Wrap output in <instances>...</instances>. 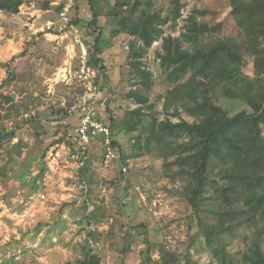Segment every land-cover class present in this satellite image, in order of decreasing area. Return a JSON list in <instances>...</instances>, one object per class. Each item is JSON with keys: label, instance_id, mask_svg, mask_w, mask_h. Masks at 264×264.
<instances>
[{"label": "trees", "instance_id": "1", "mask_svg": "<svg viewBox=\"0 0 264 264\" xmlns=\"http://www.w3.org/2000/svg\"><path fill=\"white\" fill-rule=\"evenodd\" d=\"M29 1L0 0V13L18 14L20 7ZM86 1L93 12L92 19L84 21L78 16L76 0L71 15L73 22L82 28L85 26L86 35L92 36L91 39L84 38L88 44L89 63L98 69L96 82L101 84L100 90L104 89L108 79L103 56L104 31L110 30L109 38L119 34L129 36L128 61L132 83L136 86L125 96L134 98L137 106L125 109L121 122L117 121L109 105L102 117L111 127L119 153L115 161L117 172L124 173L122 166L127 165L131 157L157 151L163 158L168 177H185L190 181L187 201L191 214L197 218L204 242L216 259L215 264H264V0H228L229 15L238 35H232V41L227 43L207 44V40L227 27L225 17L213 20L206 17L214 14L209 7L193 9L183 19L179 35H172L166 34L164 26L168 22L177 24L182 17L183 0H169L165 11H162V0H103L107 6H102L104 13L97 9L98 0ZM51 2L45 1L42 9H51ZM64 2L54 6L56 15ZM39 34L43 36L44 33ZM157 40L161 42L156 55L171 85L160 97L167 113L164 119L148 111L154 109L149 98L154 77L145 58ZM34 43L35 40L26 42L22 52L7 62H0V68L7 69V76L0 84V157L6 154L5 164L9 166L22 159L19 178L23 181L25 175L30 174L34 160L42 162L51 146L65 143L75 152L74 126L68 120L74 113L70 109L78 104L84 92V85L78 79L75 83H61L53 95L45 91L37 94L30 86V80L37 76L36 62L21 61L30 58L29 49ZM54 55L53 52L44 56L49 65L56 68L60 60H54ZM248 57L252 58L251 68ZM74 68H77V62ZM15 85L20 86L22 96L16 97L11 92ZM216 98L241 101L244 106L231 114L216 102ZM48 102V114L36 111L35 115L29 114L38 105ZM182 112L192 120L185 118ZM119 125L121 130L135 133L130 154L124 151L116 137L115 129ZM58 132L62 134L51 138ZM94 142H98L95 145L102 150L101 139ZM89 151L90 148L86 155ZM89 167V161L84 158L83 165L76 170V179L87 197L84 219L91 245L84 247L82 258L60 264H102L95 240L105 236L97 226L109 220V207L90 199V182L86 176ZM0 175L7 177V166L0 168ZM99 185H104L103 180ZM6 198L0 195V201L4 202ZM67 205L61 206V215ZM210 215L213 219L206 220ZM57 222L55 226L61 224V221ZM146 227L145 223L137 225V228ZM243 228L254 231V235L248 250L238 260L227 244L229 236ZM33 229L36 233L41 232V223ZM132 236L131 233L124 236L122 254L132 250ZM194 240L192 238L191 242ZM143 242L139 264H180L178 254L172 250H163L159 258L154 257L156 249L147 229ZM0 264L13 263L0 258ZM184 264L201 263L188 258Z\"/></svg>", "mask_w": 264, "mask_h": 264}, {"label": "rangeland", "instance_id": "2", "mask_svg": "<svg viewBox=\"0 0 264 264\" xmlns=\"http://www.w3.org/2000/svg\"><path fill=\"white\" fill-rule=\"evenodd\" d=\"M45 1L47 0H30L23 4L20 12L15 15L0 13V28H2L0 62L9 61L23 51L26 42L35 40L36 44H32L29 49L30 58L21 61L36 62L37 76L30 80V86L37 94L45 91L49 95L48 81L63 66L66 54L65 48L43 31L46 22L56 15L54 6L63 0H52V8L49 10L42 9ZM183 1L185 5L181 11L182 17L177 24L168 22L164 26L166 34L179 35L184 23L183 19L193 9L209 7L214 10V14H208L206 17L212 20L216 17H225L227 27L217 36L207 40L205 44L227 43L232 41V35H238L234 21L229 15L231 8L228 0ZM97 4L98 11L104 13L102 6L105 7L106 3L98 0ZM168 5L169 0H162V11H165ZM76 6L78 9L76 8L75 12L78 11L77 14L82 20L92 19L93 12L88 1L76 0ZM84 21L82 23H85ZM83 27H80L83 35L91 39L92 36L86 35L87 29ZM40 32L44 33L43 36L39 34ZM109 34L110 30L104 31L103 56L108 79L102 89L103 101L100 112L102 117H105L104 110L106 105H109L117 121L121 122L124 118V110L134 109L137 106L134 98L125 96L136 85L132 83L134 80L128 61L129 36L119 34L109 38ZM20 38L23 43L22 47L18 48L17 42ZM160 42L161 40L154 42L146 55L145 62L154 77V85L149 92L150 103L154 104V109L148 111L164 119L167 113L164 111L163 100L160 97L166 94L171 85L167 82L156 55ZM53 52L54 60H60L56 68L50 66L44 56H50ZM247 62L251 68L252 58L248 57ZM0 69H3L0 71L1 84L7 76V69ZM73 69L75 71V68ZM78 79L73 72L71 83H75ZM61 83L63 82L57 84V89ZM11 92L16 97L22 96L20 86L15 85ZM216 102L231 114L244 106L241 101L224 98H216ZM34 111L48 114L49 102L38 105ZM182 114L192 120V117L185 112ZM171 118L177 120L176 117ZM115 131L122 148L130 154L135 133L121 130L120 125ZM61 134L62 132H58L55 134L56 137L51 138L55 139ZM97 143L90 145V151L86 155L90 164L86 176L87 182H90V199L97 204L103 202L109 207L107 210L109 220L97 226L105 236L95 240L97 253L102 257V264H139L146 229L156 249L155 258H159L163 250H172L178 254L180 264L186 263L188 258L201 264H215L216 259L205 244L197 218L191 214V207L187 201L190 181L185 177H168L164 172L163 158L157 151L142 157H131L128 164H125L127 171L123 174L116 170L118 163L106 169L103 166L102 150L95 145ZM62 145L63 143H58L50 147H56L55 152L60 151L59 156L54 159L49 157V149L42 162L38 159L34 160L30 166L31 172L25 175L24 181L19 178L22 159L19 158L18 162L12 163L13 170H11V166L5 164L6 154L0 157V168L3 165L7 166V177L0 175V195L7 197L4 202L0 201L1 259H7L13 264H60L68 260L73 262L82 258L85 246L91 245L89 228L84 219V202L87 197L76 179V160L62 148ZM102 180L104 185H99ZM43 193L47 195L44 201L40 198ZM64 203L68 205L61 215L60 208ZM64 215L67 217L65 218ZM205 219L211 221L213 218L210 215ZM57 221H61L59 226H55ZM37 223L42 225L39 233L33 229ZM140 223H145L146 229L137 228ZM127 233H131L134 238L132 250L122 254L125 245L124 236ZM253 235L254 231L243 228L235 235L229 236L227 248L238 260L248 250ZM192 238L195 239L193 242H191ZM262 246L264 247V239Z\"/></svg>", "mask_w": 264, "mask_h": 264}, {"label": "built area", "instance_id": "3", "mask_svg": "<svg viewBox=\"0 0 264 264\" xmlns=\"http://www.w3.org/2000/svg\"><path fill=\"white\" fill-rule=\"evenodd\" d=\"M75 0H66L63 8L55 18L49 19L43 31L50 36L58 45L65 48V60L63 66L55 76L49 79L48 93L54 94L57 84L63 82L69 84L72 80L73 72L82 81L84 92L79 97L78 104L74 105L70 112H80V122L73 129V141L76 145L75 152L70 145L63 143L62 148L71 154L76 160V167L83 165V159L86 158V152L90 145L97 138L101 139L103 166L111 168L119 158V153L114 145L111 127L104 122L100 112L99 102L102 99V90L96 82L98 69L89 63L88 44L81 28L73 22L71 13L74 10ZM22 7V6H21ZM20 7V8H21ZM77 62V68L74 71V63ZM35 111L29 114L35 115ZM27 114L26 116H28ZM56 147L50 149V158L59 156L60 151L55 152ZM127 171V166L122 167ZM42 201L47 198L45 193L40 195Z\"/></svg>", "mask_w": 264, "mask_h": 264}, {"label": "crops", "instance_id": "4", "mask_svg": "<svg viewBox=\"0 0 264 264\" xmlns=\"http://www.w3.org/2000/svg\"><path fill=\"white\" fill-rule=\"evenodd\" d=\"M2 32V28H0V33ZM22 38V37H21ZM19 39L18 40V42L17 43H19V45H18V48H21L22 46H21V44L23 43V41H22V39ZM49 38H51L50 36H49ZM1 70H3V69H0V71ZM80 116H81V113L80 112H74L72 115H71V117L69 118V122L74 126V128L79 124V122H80ZM95 143V142H94ZM64 217L66 218L67 217V215H64Z\"/></svg>", "mask_w": 264, "mask_h": 264}]
</instances>
